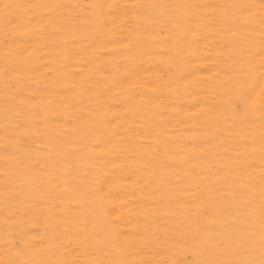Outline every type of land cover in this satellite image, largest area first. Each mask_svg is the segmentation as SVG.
<instances>
[{
  "label": "rangeland",
  "instance_id": "obj_1",
  "mask_svg": "<svg viewBox=\"0 0 264 264\" xmlns=\"http://www.w3.org/2000/svg\"><path fill=\"white\" fill-rule=\"evenodd\" d=\"M0 264H264V0H0Z\"/></svg>",
  "mask_w": 264,
  "mask_h": 264
}]
</instances>
